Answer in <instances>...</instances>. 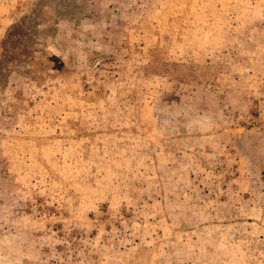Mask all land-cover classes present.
Instances as JSON below:
<instances>
[{"label": "rangeland", "instance_id": "obj_1", "mask_svg": "<svg viewBox=\"0 0 264 264\" xmlns=\"http://www.w3.org/2000/svg\"><path fill=\"white\" fill-rule=\"evenodd\" d=\"M0 264H264V0H0Z\"/></svg>", "mask_w": 264, "mask_h": 264}]
</instances>
